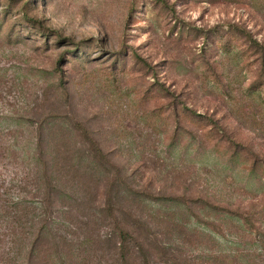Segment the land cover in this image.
Returning a JSON list of instances; mask_svg holds the SVG:
<instances>
[{
	"label": "rangeland",
	"instance_id": "rangeland-1",
	"mask_svg": "<svg viewBox=\"0 0 264 264\" xmlns=\"http://www.w3.org/2000/svg\"><path fill=\"white\" fill-rule=\"evenodd\" d=\"M0 138L69 264H264V0H0Z\"/></svg>",
	"mask_w": 264,
	"mask_h": 264
},
{
	"label": "trees",
	"instance_id": "trees-1",
	"mask_svg": "<svg viewBox=\"0 0 264 264\" xmlns=\"http://www.w3.org/2000/svg\"><path fill=\"white\" fill-rule=\"evenodd\" d=\"M41 180L34 177L27 184L0 188V264H69L71 260L67 228L56 223L49 209V195L55 189L48 177L42 193ZM27 186L32 190H26ZM116 242V264H152L128 231L121 230Z\"/></svg>",
	"mask_w": 264,
	"mask_h": 264
}]
</instances>
